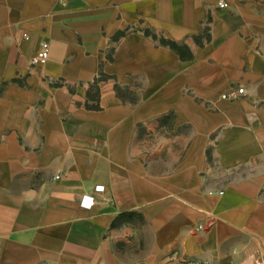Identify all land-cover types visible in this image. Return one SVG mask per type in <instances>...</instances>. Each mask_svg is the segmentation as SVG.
Instances as JSON below:
<instances>
[{"label":"crops","instance_id":"obj_1","mask_svg":"<svg viewBox=\"0 0 264 264\" xmlns=\"http://www.w3.org/2000/svg\"><path fill=\"white\" fill-rule=\"evenodd\" d=\"M263 71L264 0H0V264H264Z\"/></svg>","mask_w":264,"mask_h":264},{"label":"built area","instance_id":"obj_2","mask_svg":"<svg viewBox=\"0 0 264 264\" xmlns=\"http://www.w3.org/2000/svg\"><path fill=\"white\" fill-rule=\"evenodd\" d=\"M62 3H65L68 0H59ZM220 6L225 5L224 2H219ZM49 55V45L48 42L43 40L39 43L38 49L36 50L35 54L31 56L30 62L32 64H44L47 61ZM264 75V71L262 73ZM246 93V90L243 86H237L236 88L225 91L221 93L222 98H236L238 95H243ZM262 102H264V99H262ZM103 190V185H95L93 187V191L98 192ZM95 200L93 195L83 193L80 198V204L86 207H90L94 204ZM190 264H209L207 260H189Z\"/></svg>","mask_w":264,"mask_h":264},{"label":"trees","instance_id":"obj_3","mask_svg":"<svg viewBox=\"0 0 264 264\" xmlns=\"http://www.w3.org/2000/svg\"><path fill=\"white\" fill-rule=\"evenodd\" d=\"M161 41H162L163 43L168 44L169 46H171V47H173V48H176V47H177V44H176L174 41H172V40H168V39H163V38H161Z\"/></svg>","mask_w":264,"mask_h":264}]
</instances>
